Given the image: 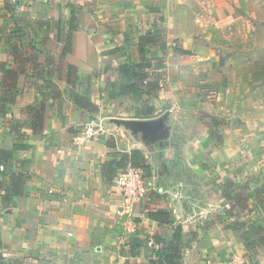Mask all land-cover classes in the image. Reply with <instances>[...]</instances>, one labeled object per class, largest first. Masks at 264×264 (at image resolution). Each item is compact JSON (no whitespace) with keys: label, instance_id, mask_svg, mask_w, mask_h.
Here are the masks:
<instances>
[{"label":"crops","instance_id":"obj_1","mask_svg":"<svg viewBox=\"0 0 264 264\" xmlns=\"http://www.w3.org/2000/svg\"><path fill=\"white\" fill-rule=\"evenodd\" d=\"M241 2L246 0H0V81L4 68L19 65V56L25 65L15 90L0 89V150L13 154L0 162V264H148L158 246L147 240L177 224L184 234L180 264H222L215 251L230 250V244L243 248L238 237L226 240L236 230L218 225L203 229L205 240L186 243L190 232L201 229L188 222L180 188L173 189L213 184L208 175L219 171L220 150L211 144L205 117L213 104L201 93L220 74L208 59L214 58L209 43L225 20L235 19L233 5ZM70 4L79 8L71 52L61 56ZM154 30L163 33L164 46L150 47L146 57L163 59L159 88L123 95L120 87L134 80L120 66L140 62L138 35ZM175 40L189 53L175 52ZM13 45L22 49L15 54ZM42 97L43 130L36 133L27 126L28 108ZM76 97L89 104L77 105ZM145 105L153 107V117L138 114ZM90 117L101 119L107 132L74 145V128ZM135 120H156L159 129H136L130 124ZM132 149L145 156L152 190L133 207L135 234L146 239L136 244L123 241L126 219L113 183L120 154ZM175 151L192 181H159ZM15 173L22 174L18 193H12ZM157 209L172 210L175 222L150 219ZM173 232L166 231L167 241Z\"/></svg>","mask_w":264,"mask_h":264},{"label":"rangeland","instance_id":"obj_2","mask_svg":"<svg viewBox=\"0 0 264 264\" xmlns=\"http://www.w3.org/2000/svg\"><path fill=\"white\" fill-rule=\"evenodd\" d=\"M233 6L235 19L225 20L218 28L220 33L209 43L214 58L208 59L215 61L213 66L220 73L218 80L207 84V89L201 93L213 104L211 112L205 117L211 144L220 150L219 162H215L219 171H214V174L213 170L210 171L208 177L214 182L205 187H173L175 190L180 188V206L187 213L188 222L201 229V233L190 232L186 243L192 238L198 240L202 237L200 240H205L207 236L203 229H211L213 225L232 229L236 221L246 220L258 222L264 227V204L257 203L253 193L255 187L264 185V0H246L245 4L241 2ZM167 169L168 173L165 170L161 172L159 181L165 179L176 183L177 178L193 180L194 176L181 160L179 151H175L173 164L169 163ZM225 182L236 183L239 190L233 187L232 194L224 197ZM151 191L149 189L147 195ZM132 218L134 229L128 233L123 228L121 235L123 241L136 244L146 239L135 234L138 230L136 219L139 217L133 213ZM173 229L174 225H168L153 237L166 240V231L171 233ZM225 235L230 243L238 237V244H242L239 231L236 235L232 234V238L228 232ZM147 241L153 242L154 239ZM160 247L163 246L153 250L155 257L161 252ZM230 247V250L223 247L225 250L215 251L219 263L264 264V245L250 249H241L240 245L235 248L232 244ZM206 257L209 259L210 255L207 253Z\"/></svg>","mask_w":264,"mask_h":264},{"label":"trees","instance_id":"obj_3","mask_svg":"<svg viewBox=\"0 0 264 264\" xmlns=\"http://www.w3.org/2000/svg\"><path fill=\"white\" fill-rule=\"evenodd\" d=\"M70 8V18L68 30L69 34L66 36L65 43L62 46L60 55L64 56L66 53L71 52L72 47V32L75 28V11L79 8L78 6L71 5ZM153 46H164L163 33L159 30H154L151 32H145L139 34L136 42V49L140 56L139 63H133L131 65H122L120 66L121 71L131 72L133 77V83L121 86L120 93H146L149 94L152 91H156L159 88V80L161 77V72L158 68H161L163 65V59L160 57H153L148 59L146 53L148 49ZM13 52L16 54V51L21 50L22 48L13 45ZM173 49L179 54L189 53V51L182 48L179 40L173 41ZM19 56V65L16 68H4L3 75L0 81V89L5 92H11L16 89V79L19 74L24 72L25 65L22 63L23 59ZM16 59V55H15ZM73 67L67 65V71L70 75ZM38 76L39 75H33ZM145 81V83H144ZM48 88H50L51 82H47ZM53 93V92H52ZM55 93V91H54ZM50 94V92H49ZM54 95V94H53ZM41 96H44L41 93ZM77 101L78 98L76 97ZM46 98L42 97L38 103L34 106H30L29 109V119L27 120V126H29L33 132L41 133L43 130V118H44V108H45ZM77 105L84 107L86 104H89L85 101H78ZM138 114L141 117H153L154 109L153 107L141 106ZM12 151L0 150V162L7 161L12 159ZM127 165L139 166L144 169L145 176L149 175L150 169L146 163L144 154L139 149H132L130 152H123L120 154V160L118 161V169H122ZM21 180L22 174L15 173L13 179V192L18 193L21 189ZM238 185L233 182H225L223 189V196L227 197L231 195L232 188ZM254 199L259 204H264V185L257 186L253 189ZM150 219L154 220L158 224H169L174 223L175 218L170 211L166 210H152L149 212ZM246 217V216H245ZM232 229L240 232V238L242 239V244L245 249H250L256 245H264V227L258 222L253 221H236L232 225ZM184 234L180 224H177L174 228L173 236L170 241L162 239V237H155L153 244L155 246H163L161 252L158 253V256L155 259H150L148 264H180L181 252L183 244L181 240ZM157 250V249H156ZM159 250V249H158Z\"/></svg>","mask_w":264,"mask_h":264},{"label":"built area","instance_id":"obj_4","mask_svg":"<svg viewBox=\"0 0 264 264\" xmlns=\"http://www.w3.org/2000/svg\"><path fill=\"white\" fill-rule=\"evenodd\" d=\"M106 132L105 124L101 119L90 117L74 128L71 142L74 145H82L89 141L99 139ZM146 179L142 167L131 165L119 169L113 178V183L115 187H117L122 200L119 206V213L126 219L125 230H127L128 233L135 227L132 218L133 207L135 203L142 201L147 194ZM69 234L71 235L72 233L69 232Z\"/></svg>","mask_w":264,"mask_h":264},{"label":"water","instance_id":"obj_5","mask_svg":"<svg viewBox=\"0 0 264 264\" xmlns=\"http://www.w3.org/2000/svg\"><path fill=\"white\" fill-rule=\"evenodd\" d=\"M130 124L136 129H144L146 132L151 133L158 130V124L156 120H135L130 121Z\"/></svg>","mask_w":264,"mask_h":264}]
</instances>
